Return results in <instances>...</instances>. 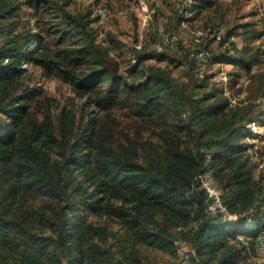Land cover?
<instances>
[{
    "label": "trees",
    "instance_id": "1",
    "mask_svg": "<svg viewBox=\"0 0 264 264\" xmlns=\"http://www.w3.org/2000/svg\"><path fill=\"white\" fill-rule=\"evenodd\" d=\"M205 1L195 0L192 9ZM18 12L15 0H0V22L7 23L0 24V264H121L138 255V247L171 246L176 238L171 230L192 222L197 227L184 238L196 252L193 264H242L245 248L220 215L208 211L213 198L200 178L210 166L227 212L240 222L249 212L253 223L264 218V185L242 166L224 176L227 165L221 164L224 154L236 150L241 129L258 119L256 109L229 108L221 92L190 99L186 85L150 68L138 85L108 76L107 89L87 104L113 105L127 91L140 117L164 122L156 140L110 146L94 121L75 131L68 112L57 127L48 115L36 123L30 112L35 92L15 94L25 63L45 67L43 38L21 41L15 33L19 21H13ZM63 16L68 24L76 22ZM243 28L248 39L257 37L254 28ZM90 53L71 60L79 65ZM213 63L242 69L251 64L242 52L229 50ZM57 69L77 90H91L105 76ZM87 213L114 218L121 232L87 222ZM256 223L249 237L258 246L264 230Z\"/></svg>",
    "mask_w": 264,
    "mask_h": 264
},
{
    "label": "rangeland",
    "instance_id": "2",
    "mask_svg": "<svg viewBox=\"0 0 264 264\" xmlns=\"http://www.w3.org/2000/svg\"><path fill=\"white\" fill-rule=\"evenodd\" d=\"M183 1L15 0L19 4V16L13 20L19 21L15 33L24 42L29 35L42 36V55L46 59L45 67L30 62L23 65L21 89L15 95L25 89L35 92L30 112L36 123H42L48 115L57 127L62 114L68 112L73 115L75 131H83L94 121L103 141L110 146L120 140L140 143L156 140L158 126L164 122L156 117H140L136 112V100L127 97V91L121 93L113 105H88L87 101L88 98L97 100L103 94L108 76L131 86L145 82L150 68L164 70L175 85H186L190 99L221 92L229 108L249 106L256 109L254 117L258 119L241 129L236 150L224 154L221 164L227 165L222 171L224 176H231L232 171L242 166L249 170L254 182L263 186L264 0H206L204 7L197 11L192 9L195 0L190 8L179 9L177 6ZM99 9L105 11V17L97 14ZM63 13L76 22L68 24ZM0 24L3 27L7 23L1 21ZM38 25L43 32L37 29ZM244 26L254 28L257 37L248 39ZM196 31L206 32L200 43L195 42L193 32ZM229 32L232 35L228 37ZM166 37H174L176 41L166 44ZM88 49L92 53L85 59L87 62L78 65L71 60ZM201 50L207 51L209 56L205 61H196L192 55ZM227 50L242 52L251 63L249 67L242 69L227 63H213ZM57 67L89 75L101 72L105 76L91 90H77L61 77ZM211 171L208 166L207 173L200 178L202 187L213 198L208 211L220 215L229 229L236 232V239L245 248L242 264H264L260 239L257 246L256 240L249 237L250 228L256 222H260L264 230V218L253 223V212H249L240 222L238 216L228 213L221 198L223 191ZM86 215L87 222L95 226L121 232L112 217ZM196 227L192 222L173 228L171 232L176 238L172 239L171 246L138 247V255L121 264H176L177 256L173 254L177 242L184 243L196 254L184 238Z\"/></svg>",
    "mask_w": 264,
    "mask_h": 264
},
{
    "label": "built area",
    "instance_id": "3",
    "mask_svg": "<svg viewBox=\"0 0 264 264\" xmlns=\"http://www.w3.org/2000/svg\"><path fill=\"white\" fill-rule=\"evenodd\" d=\"M193 4V0H184L182 2V4L178 5L177 7L179 9H184V8H190ZM97 14L100 17H105V11L104 10H96ZM193 35L195 37V42L196 43H200L201 38L206 36V32L203 31H196L193 32ZM219 36L222 35V33L218 34ZM176 41V39L174 37H166L165 43H171L173 44ZM209 56V53L207 51H197L195 52L192 57L196 60V61H205ZM260 242H261V246L264 247V238H260ZM176 247V264H193L192 262V258L195 256L194 251L190 250V248H188L187 246H185L184 243L181 242H177L175 244Z\"/></svg>",
    "mask_w": 264,
    "mask_h": 264
}]
</instances>
